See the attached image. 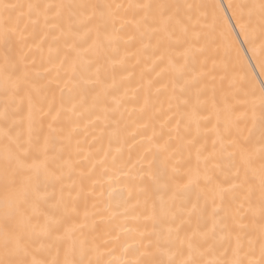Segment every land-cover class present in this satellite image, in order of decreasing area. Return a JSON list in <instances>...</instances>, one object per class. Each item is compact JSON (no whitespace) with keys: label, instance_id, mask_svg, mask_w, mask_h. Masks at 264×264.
I'll return each instance as SVG.
<instances>
[{"label":"snow or ice","instance_id":"obj_1","mask_svg":"<svg viewBox=\"0 0 264 264\" xmlns=\"http://www.w3.org/2000/svg\"><path fill=\"white\" fill-rule=\"evenodd\" d=\"M0 264H264V0H0Z\"/></svg>","mask_w":264,"mask_h":264},{"label":"bare ground","instance_id":"obj_2","mask_svg":"<svg viewBox=\"0 0 264 264\" xmlns=\"http://www.w3.org/2000/svg\"><path fill=\"white\" fill-rule=\"evenodd\" d=\"M256 72L258 73L259 72V69H256Z\"/></svg>","mask_w":264,"mask_h":264}]
</instances>
